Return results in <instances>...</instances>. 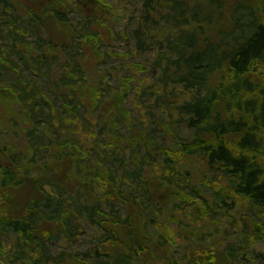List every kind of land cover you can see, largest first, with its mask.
Masks as SVG:
<instances>
[{"label": "rangeland", "instance_id": "1", "mask_svg": "<svg viewBox=\"0 0 264 264\" xmlns=\"http://www.w3.org/2000/svg\"><path fill=\"white\" fill-rule=\"evenodd\" d=\"M168 1L159 0L157 3L159 16L168 14ZM181 1H187L191 6L204 5L211 12L216 10L211 8L210 0ZM240 1L244 0L225 2ZM62 2L71 21L64 30L69 35L57 37L54 41L57 47L67 44L71 49L41 51L38 33L32 28L27 29L22 21L18 20L17 24L24 30L20 35L15 33L17 25H0V115L6 118L0 143L16 148L15 165L22 166L29 176V186L23 185L12 194L19 200L16 209L9 210L19 211L26 198L47 193V190L39 189L36 181L48 182L47 168L54 170L57 164L60 170L65 167V163L62 165L57 160L69 155L67 152L73 147L85 155L79 161L81 172L78 176L74 174L73 179L91 183L76 189L89 192L92 188L99 198L107 188L105 182L122 190L125 204L106 205L100 200V205L97 202L102 211L97 220L112 229L110 217L127 218L126 204H134L150 242L146 251L137 253L127 238L130 236L124 232L121 234L123 241L131 249L110 248L105 229L86 217L72 216L75 235H64L47 246L46 253L52 256L51 264H75L73 258L84 260L85 264H196L212 249L219 260L231 256L236 259L235 264H264L257 256L264 253V239L261 238L264 237V210L250 202L235 203L234 198H224V202L216 203L215 174L198 157L184 165L169 166L163 146H168L166 142L171 141H162L163 134L153 133L157 144L163 147L162 154L152 151L149 158L136 150L146 141L143 132L148 125L145 118L148 104H144L138 93L142 91L141 82L151 80L155 73L149 64L152 53L138 52L133 38L143 14L144 0ZM246 4L252 2L246 0ZM100 15L104 17L103 28L89 21ZM222 20L227 21L228 17ZM159 24L163 29L162 36L165 31L173 30L165 17ZM86 35H92L94 42H98L94 49L99 48L101 58L95 59L90 54L93 49L84 50ZM48 36L49 33L45 35ZM44 54L48 56L47 62L41 64L37 59ZM140 66L146 67L147 72L138 71L136 68ZM128 80L131 83H126ZM2 90L15 92V99L4 98L6 94ZM155 109L160 116L161 108ZM25 170L18 177L22 181L26 177ZM132 170L139 172L143 182L129 177ZM161 185L184 192L188 199L174 201L169 207L150 205L143 193L147 189L152 192ZM63 198L66 200L64 206L70 211L73 210L69 206L96 205L92 195H86L84 191ZM99 249L103 252L97 256ZM14 255L12 252L4 259L0 252V264H22L12 262Z\"/></svg>", "mask_w": 264, "mask_h": 264}, {"label": "trees", "instance_id": "2", "mask_svg": "<svg viewBox=\"0 0 264 264\" xmlns=\"http://www.w3.org/2000/svg\"><path fill=\"white\" fill-rule=\"evenodd\" d=\"M210 1L211 8L216 9L214 12L201 4L191 6L187 1L169 0L168 14L159 16V0H144L143 14L133 38L138 52L152 53L149 64L155 73L151 80L141 82L142 91L138 93L144 104H148L145 112L148 125L143 132L146 141L136 150L150 158L152 151L162 154L160 150L164 147L169 166L184 165L198 157L215 174L216 203L224 202V198H234L235 203L250 202L264 210V0H250L251 5H247L246 0L238 3ZM66 9L62 0H0V25H17L18 20L22 21L27 29L32 28L38 33L41 51L71 49L67 44L57 47L54 41L69 35L64 32L71 22ZM164 17L173 30L165 31L162 36L159 23L164 22ZM226 17L228 20L223 21ZM103 18L94 16L89 21L103 28ZM21 32L24 30L17 25L16 35ZM91 36L84 37V50L93 49L90 54L95 59L101 58L99 48L94 49L98 42ZM47 57L44 54L37 61L44 64ZM136 69L142 73L148 70L144 66ZM2 92L6 99L16 97L11 90ZM155 107L161 108L160 116ZM5 123L6 118L0 115V132ZM155 132L163 134L162 141H171L166 142L168 146L157 144L153 137ZM76 151L71 147L67 152L69 155L57 160L66 165L61 170L58 164L54 170L47 168L48 182L36 181L39 189L47 190V193L26 198L22 208L12 212L9 209H16L19 200L12 194L23 185L29 186V176L22 166L15 165L16 148L0 143V252L4 259L13 252L12 262L42 264L46 261L51 264L52 256L46 253L47 246L64 235H75L72 216L86 217L105 229L110 248L131 249L121 236L127 232L130 237H126L137 253L146 251L150 236L134 204H126L127 218L110 217L112 229L97 220L102 213L98 209L101 201L106 205L125 204L122 190L105 182L107 188L99 198L92 188L89 192L76 189L91 185L90 181L80 183L73 179L74 174H80L79 161L85 157ZM66 169L68 172H64ZM23 170L26 177L22 181L18 177ZM131 175L129 177L143 182L136 170H132ZM80 191L92 195L97 206H69L73 211L66 208L63 196ZM143 195L147 203L156 208L188 199L184 192L167 185L157 186L152 192L147 189ZM101 251L99 249L96 255H101ZM257 256L264 263V253ZM73 261L85 264L77 258ZM233 261L236 259L231 256L217 259L216 251L212 249L196 264H235Z\"/></svg>", "mask_w": 264, "mask_h": 264}]
</instances>
